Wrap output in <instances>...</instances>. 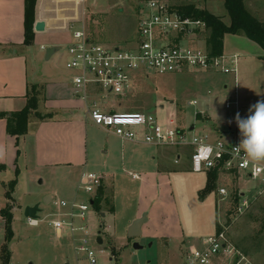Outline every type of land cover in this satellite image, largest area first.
Masks as SVG:
<instances>
[{
  "label": "rangeland",
  "instance_id": "rangeland-1",
  "mask_svg": "<svg viewBox=\"0 0 264 264\" xmlns=\"http://www.w3.org/2000/svg\"><path fill=\"white\" fill-rule=\"evenodd\" d=\"M114 1L117 0H111L108 4L101 2L102 10L106 9V11L98 17H94V20L87 24V30L92 38L105 45L131 47L138 36V16L142 5L139 6L136 3L134 6L133 1H130L127 3L129 6H119L112 10L110 6ZM215 1L223 11L211 8L212 12L221 16L224 14L223 20L229 23L231 19L224 1ZM172 4L175 6V3ZM75 27L80 28L81 26ZM206 33L207 31L202 34L203 39H205ZM241 36L244 35L230 37L227 44L228 49L240 51L238 45L243 40H247ZM44 38H46L44 42L47 44V48H50L52 43H59L61 49L52 60L47 61V49H41L40 43L39 46L32 47L30 50L36 57L32 60V54L29 55L30 76L38 75L49 68L50 71L57 72L72 81L75 72L66 66L67 58L65 57L70 41L68 40L69 34L55 32L44 36ZM243 53L238 62L239 91L241 96L244 95L255 104L257 101L264 100V73L251 67L252 61L256 58L254 54L250 55L252 52L244 51ZM147 73L148 76L141 74L137 77L129 94L119 96L110 93L103 99V102L108 106L115 107L118 111H145L160 117L165 116V119L176 118L178 124L183 126L186 131L194 124L195 130L190 131L191 135L193 133L212 135L214 125L207 124L208 120L226 126L225 100L232 99L234 96L232 90L235 84V75L233 73L225 74L219 71L192 69L168 74H157L153 70H149ZM226 83L230 87L229 90H225L224 84ZM40 90L37 89L39 99L42 98L39 96L42 94ZM190 99H197L198 104L196 106L189 105ZM202 109L203 112H208L210 115L206 116L204 113H200L201 116L197 118L196 112ZM88 134L90 146L91 142H93L92 146L96 141L103 142L109 135L107 130L95 125L89 126ZM104 149L105 145L93 150L90 148L87 170L100 173L99 170L106 163ZM168 150L170 154L169 166L173 169L171 174L169 173L172 192L169 193V188L165 187L162 182L157 184L156 181L153 186L147 189L149 193L144 199L145 205L148 204L150 207L153 203L158 209L160 220L157 224L152 225L153 229L164 234L173 233V239H177L171 248L169 264H183L191 248L200 247L201 239L204 238L193 237L189 243L185 244L183 239L176 236L179 232L178 218L183 222L184 228L192 233L191 236L214 234L219 221L220 224L226 226L230 241L247 256L250 263L264 264V183L246 175H242L238 181L235 176H230L229 181L222 180L218 184L220 187L222 186L221 188H226L227 195L218 194L216 191L201 195V189L196 190V186L203 178V173L189 171L185 162V157L190 155V151L175 148ZM180 153H182V160L175 163L174 156ZM117 167L113 170L119 173L117 187L114 189V193L111 191L113 187L108 189L109 196L106 198L107 202L103 203L102 209L91 205L85 220L75 218L77 226L88 225L89 232L86 236V243L81 241L85 237V232L81 230L73 235L64 229L60 236L57 235L54 226L49 223L56 217L54 211L57 206L53 204L52 200L46 201L48 195L53 196V200L56 198L70 199V194L65 188L69 187L70 191H75L78 176L76 169H71V175L64 178H61L60 174H57L59 176L57 178L45 174L43 175V184L40 182L41 178L29 181V171L26 169L22 171L20 186L15 194L19 208L15 212V221L12 225L16 236L10 243L11 264H89L86 252L78 248L81 245H86L96 252L98 264H162L167 262L168 259L164 257V249L159 246L157 240L146 237H129L121 227L120 220L129 217L138 204V186L142 182L134 181L123 170L121 162L120 165L117 164ZM10 175L17 177L16 174ZM240 191L244 192L250 200L249 206L243 213L238 211L239 199L242 197ZM55 192L56 194H54ZM80 195L84 198L80 196L76 199L78 202L89 200V195L82 190H80ZM5 201L4 187L0 182V205H4ZM39 203L38 217L42 221L37 226H31L27 222L25 209ZM113 204L121 212L120 219L117 221L118 230H110L106 234L102 231V225L104 220L108 222L113 220L110 212V206ZM101 210L107 213L106 217L103 216ZM3 226L0 217L1 237L4 234ZM99 237L103 239L101 244L98 242ZM189 238L190 236L186 237V239ZM153 241L155 242L153 243ZM135 243L141 247L135 248ZM112 248L116 250V256L113 254Z\"/></svg>",
  "mask_w": 264,
  "mask_h": 264
},
{
  "label": "crops",
  "instance_id": "crops-1",
  "mask_svg": "<svg viewBox=\"0 0 264 264\" xmlns=\"http://www.w3.org/2000/svg\"><path fill=\"white\" fill-rule=\"evenodd\" d=\"M110 1L111 0H37L35 7V23L38 20H43L46 22V26L43 31H36L34 28V42L32 45H26L24 43L25 0H0V113L4 112L6 113V116H10L12 112L23 109L27 105L29 91L33 87H36L37 89H41L40 91L42 92V94H39L42 98L39 99L40 108L38 107L37 110L45 116L44 118H40L37 114H32L30 116L27 133L19 137L18 146L16 143V137L7 132L6 117H0V149H2V151H0V164L5 165V169L0 170V182H2L4 187V194L6 197L5 204L0 205V217L4 224V234L2 237V230L0 231V264H2L1 248L6 239L5 218L2 215V209L5 208L7 204L13 205V225L15 221V212L19 208L18 199L15 197V194L20 186L22 171L25 169L29 171V181L32 182L37 178H41L40 182L43 184V175L45 174L52 178H57L59 177L57 174H60V177L64 178L65 176L71 175V169H76L78 176L75 191H70L69 187L65 188L67 193L70 194V199L66 200L56 198L53 200V196L48 195L46 197V201L50 202L52 200L55 206L56 200L71 202L81 196L79 182L82 173L88 169L87 164L90 148L91 150L96 147L102 148L103 145H105L104 158L106 163L102 166L103 168L99 170L100 173L96 172L103 176V182L101 185L103 200L100 203V209H102V205H104L103 203L105 201L107 202L106 198L109 196L108 189L113 187L111 191L114 193V189L117 187L119 173L114 172L113 170L118 168L117 164L120 165L121 162L123 170L130 175L134 181H141L142 184L140 183L138 186L137 206L129 217L120 220V225L123 227L124 232L129 236L134 222L144 216L145 220L139 228L140 234L137 237H146L148 239L157 240L159 246L164 249V257L168 259L167 262L165 261V263L163 262L162 264H169L171 248L173 246V242L175 240L177 241V239H173V233L164 234L153 229L152 225L157 224L160 220L157 213L158 209H156L153 203H151L150 207H148V204L145 205V199L146 194L149 193L147 189L153 186L156 181L157 184L162 182L165 187L169 188V193L172 192V183L169 173L173 169L169 166L170 154L168 149H188L190 151V155L185 157V162L189 171H193L191 166L192 147H165L148 144L142 141L123 139L116 135L113 130L96 125L91 120L89 115L92 100H97L101 107L106 110L115 109V107L108 106V104L103 102V99L109 94L104 98L101 96H98L97 98L92 96L91 98L85 100L76 93L73 85V79L72 81L68 80L65 76L59 75L57 72L50 71L49 68L38 75H34L33 77L29 74V55L32 54L30 50L32 47L39 46L38 44L40 43L41 49H47V61L52 60L56 53L61 49L59 43H52V46L47 48V44L44 42L46 39L44 36L55 32L66 33L69 34V44L72 40L73 29L77 28L75 26L79 25L85 27L88 36L92 40L100 42L89 35L90 33L87 30V24L94 20V17H98L106 11V9L102 10L101 2H106L108 4ZM130 1H133L134 6H141L147 0H117L114 1L110 8L113 10L119 6H129L127 3ZM167 1L176 3L185 1L189 2L193 0ZM197 3H199V6L206 7L211 13H213L211 8L219 11L222 10L215 0ZM246 5L247 8L251 10L259 19L264 20V0H247ZM216 15L221 16L220 14ZM230 22L227 24H230ZM232 36L233 35L230 34L225 36L223 52L228 55L237 54L239 59L244 54V51L252 52L250 55L254 54L256 58L252 61L251 67L254 68V70L264 73V60L261 59V56L264 55V50L245 36L241 37H245L247 40H243V42L238 45L243 51L230 50L228 49L227 44ZM50 49H52V52L48 56V51ZM35 57L36 56L32 54V60H34ZM65 57L68 58L67 49ZM74 72L73 78L76 74V71ZM238 82L239 84L237 83V87L239 90L240 79ZM224 87L225 90H229L230 88L227 83L224 84ZM234 87L232 90L233 93ZM239 96L246 109L247 107L253 105L254 102L249 101V98L244 95L241 96L240 91ZM198 112L204 113L206 116L210 115L208 112H203V109ZM198 112H196V114ZM158 117L161 120H166L164 118L165 116ZM206 123H212L214 125V133L210 135L212 140H216L220 137H223L225 140H230V133L226 126L224 127L209 120L206 121ZM92 125L107 130L109 135L105 140H103V142L96 141L93 146V142H91L90 146L88 128ZM179 126L181 125L179 124ZM181 127L184 128L183 126ZM192 127L193 130H195L194 124L190 126L189 130H191ZM177 157H179L178 162H176ZM181 160L182 153L174 156L175 163H179ZM17 170L19 172L18 183L15 191L13 192L14 200L10 201L6 196V192L8 190L9 182L15 178L10 174L15 175ZM205 171L206 174L204 171H193V173H203V178L196 186V190H202L207 185L209 170ZM132 174H137V177H134ZM242 175H244L242 172L219 169L216 188L213 191H216L219 194V189L222 187L218 185L220 181H229L231 179L230 176H235L238 181ZM62 187L64 186L62 185ZM98 192L99 189L96 196L98 195ZM241 193L244 192L240 191V194ZM54 194H56V192ZM96 196L94 198H96ZM81 197L84 198V196ZM94 198L92 199L93 202ZM201 200L204 201V199ZM38 205L40 208V203ZM92 205H94V203ZM67 211L68 208H58L57 206L54 211L55 214L53 213L54 216L56 215L54 219H59L61 214L63 215ZM102 211L103 210H101V212ZM110 212L113 216V220L111 222L104 220L102 225V231L106 234H108L110 230H118L117 221L120 219L119 215H121V212L118 211L117 206L114 204L110 206ZM102 214L104 217L107 216L105 211L102 212ZM48 215L51 216L52 214ZM52 220L49 221L51 225ZM178 221L177 225H179V232L176 236L179 239H183L185 244L189 243L193 237H198L199 239L208 236H191L192 233L188 232V230L184 228L181 219L178 218ZM218 225L221 226L222 224L218 221ZM218 225L216 231L218 230ZM12 229L14 238L16 236V231L13 226ZM62 231L56 230L57 235L60 236ZM189 236L190 238L186 239V237ZM154 242L155 241H153V243ZM10 243L11 241L9 242V248ZM9 264H11V257Z\"/></svg>",
  "mask_w": 264,
  "mask_h": 264
},
{
  "label": "built area",
  "instance_id": "built-area-1",
  "mask_svg": "<svg viewBox=\"0 0 264 264\" xmlns=\"http://www.w3.org/2000/svg\"><path fill=\"white\" fill-rule=\"evenodd\" d=\"M208 25L201 18L184 15L167 0H147L140 8L138 16V36L131 47L105 45L92 40L84 26L73 29L72 40L68 44L66 66L76 71L73 85L82 99L106 97L110 93L119 96L129 94L139 74L148 76V71L157 74L184 72L188 70L219 71L235 75L233 98L225 100L227 110L226 127L230 140L223 137L212 140L210 135H198L179 126L176 118L161 120L157 115L145 111L106 110L97 100H92L89 109L91 120L98 126L111 129L126 140L142 141L165 147L191 146V166L194 172L212 168L238 171L251 179L264 183V170L253 174L255 167L245 159L243 151L236 153L234 147L241 141L236 113L241 118L248 116L249 108L244 107L237 87V54L222 53L213 55L203 39ZM200 36V37H199ZM202 37V38H201ZM189 105L196 106L192 99ZM231 121V123H229ZM195 141V142H194ZM211 149L208 151L207 149ZM179 161L177 157L176 162ZM137 177V174H132ZM103 182V176L92 171H84L79 182V190L89 195V200H56L58 208H68L59 219H53L52 225L57 231L67 229L73 235L81 230L85 232L82 242H87L89 228L87 224L77 226L75 218L85 220L91 200L96 196ZM227 195L226 188H220ZM238 211L243 213L249 206V198L240 194ZM59 215V214H58ZM42 219L27 218L31 226H37ZM226 226L222 225L212 235L202 238L200 247L194 246L186 255L183 264H252L247 256L229 239ZM86 252L89 264H98L96 252L86 246L78 247Z\"/></svg>",
  "mask_w": 264,
  "mask_h": 264
},
{
  "label": "trees",
  "instance_id": "trees-1",
  "mask_svg": "<svg viewBox=\"0 0 264 264\" xmlns=\"http://www.w3.org/2000/svg\"><path fill=\"white\" fill-rule=\"evenodd\" d=\"M208 0H193L185 2H176L175 8L180 13L191 16L194 18H201L206 21L208 25L206 33V44L213 55H220L224 50V39L227 34L233 36L244 35L252 42L257 44L264 50V20L259 19L251 10L247 8V0H223L227 13L230 16L231 22L227 24L222 16L211 13L206 7L199 6L197 2H207ZM37 0H25V40L26 45H32L35 39L34 24H35V7ZM264 60V55L261 56ZM39 97L37 88L33 87L28 93L27 105L19 110L12 112L10 116H6V113L1 112L0 117H6L7 119V132L10 135L16 137L17 146L19 145V137L28 130V123L32 114H37L40 118L45 116L38 112ZM201 112L196 114L197 118L201 116ZM228 130V129H227ZM5 169V165L0 164V170ZM219 168L215 167L208 171V182L204 189L200 191L201 195H206L216 188V181L218 178ZM18 170L16 171L17 177L11 180L8 184V190L6 196L10 201H13V192L15 191L18 183ZM102 198V187L99 188L98 195L94 198V205L100 209V203ZM12 204H7L2 209V215L5 218L6 227V239L1 248L2 264H9L11 251L9 248V242L13 238V213ZM220 226L218 225V229ZM112 252L115 255L116 250L112 248ZM116 256V255H115Z\"/></svg>",
  "mask_w": 264,
  "mask_h": 264
},
{
  "label": "clouds",
  "instance_id": "clouds-1",
  "mask_svg": "<svg viewBox=\"0 0 264 264\" xmlns=\"http://www.w3.org/2000/svg\"><path fill=\"white\" fill-rule=\"evenodd\" d=\"M249 113L246 118H241L240 114L236 113L235 122L240 131L241 141L234 149L236 153L244 152L245 159L255 166L253 168L255 175L264 170V100L251 105ZM207 150L211 151L210 148Z\"/></svg>",
  "mask_w": 264,
  "mask_h": 264
},
{
  "label": "water",
  "instance_id": "water-1",
  "mask_svg": "<svg viewBox=\"0 0 264 264\" xmlns=\"http://www.w3.org/2000/svg\"><path fill=\"white\" fill-rule=\"evenodd\" d=\"M45 26H46V22L45 21H43V20H38L36 23H35V26H34V28H35V30L36 31H43V30H45ZM51 52H52V49H50L49 51H48V56H49V54H51ZM191 130H193V127L191 128ZM94 202H93V200H92V204H93ZM40 210V208H39V205L38 204H36V205H34V206H28V207H26V209H25V216L27 217V218H37L38 217V211ZM144 220H145V217L143 216V217H141V218H139V219H137L135 222H134V224L132 225V227H131V231H130V233H129V236L130 237H137L140 233H139V228H140V226L143 224V222H144ZM98 242L101 244V243H103V239L101 238V237H99L98 238ZM134 247L135 248H140L141 246L138 244V243H135L134 244ZM66 264H69V263H66Z\"/></svg>",
  "mask_w": 264,
  "mask_h": 264
}]
</instances>
